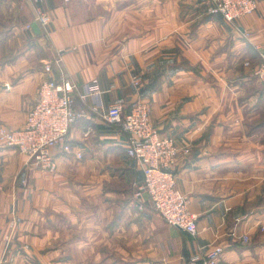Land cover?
<instances>
[{
    "label": "crops",
    "instance_id": "0c3cea01",
    "mask_svg": "<svg viewBox=\"0 0 264 264\" xmlns=\"http://www.w3.org/2000/svg\"><path fill=\"white\" fill-rule=\"evenodd\" d=\"M208 8L209 0H0V126L24 127L41 84L63 74L82 90L98 80L104 110L146 101L160 132L191 148L175 171L200 231L193 238L146 194L135 197L144 176L126 135L76 97L82 116L71 152L52 150L55 171L0 144V264L7 249L4 264H185L210 243L225 247L220 264H264V87L254 75L264 0L235 23Z\"/></svg>",
    "mask_w": 264,
    "mask_h": 264
},
{
    "label": "built area",
    "instance_id": "2783aa9c",
    "mask_svg": "<svg viewBox=\"0 0 264 264\" xmlns=\"http://www.w3.org/2000/svg\"><path fill=\"white\" fill-rule=\"evenodd\" d=\"M36 6L43 0H27ZM69 1V0H65ZM260 0H209V14L221 16L229 23H235L243 17L253 15ZM37 20L43 26L49 23L48 15L40 8H36ZM31 29V26H27ZM246 34V37H249ZM261 63L254 70L255 77L264 87V52L260 54ZM62 58L55 60L60 65ZM249 65V63H246ZM45 72H52V65L45 66ZM138 85L139 83L136 82ZM103 91L98 80H92L81 87L65 74L57 79L45 80L38 92V96L28 111L24 127L10 129L0 126V144L17 149L21 154L29 157L31 163L48 170H56V162L52 150L60 146L63 151L70 153L67 144L72 125L82 116L74 108L76 97L86 101L91 99L90 111L102 115L111 125L119 128L127 138V155L136 160L143 172V182L137 186L135 197L146 194L153 209L170 225L186 232L193 238L200 234L198 229V215L189 210V199L178 186L175 171L177 161L182 155L191 153L190 146H179L172 136L163 135L153 124L151 109L146 101L134 102L125 113L120 104L110 105L104 110ZM78 158L82 155L77 153ZM15 220L11 227L14 229ZM15 233L6 236L7 245L14 240ZM248 241L246 235L242 236ZM29 249L26 245L22 250ZM225 253V247L210 243L199 247L198 252L185 259V264H220ZM8 249L2 259V264L10 261Z\"/></svg>",
    "mask_w": 264,
    "mask_h": 264
},
{
    "label": "water",
    "instance_id": "95a60500",
    "mask_svg": "<svg viewBox=\"0 0 264 264\" xmlns=\"http://www.w3.org/2000/svg\"><path fill=\"white\" fill-rule=\"evenodd\" d=\"M33 27H34V29L38 30V25L37 24H34Z\"/></svg>",
    "mask_w": 264,
    "mask_h": 264
}]
</instances>
